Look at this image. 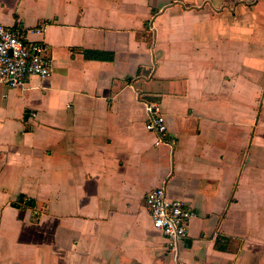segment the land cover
Returning a JSON list of instances; mask_svg holds the SVG:
<instances>
[{"label":"crops","instance_id":"obj_1","mask_svg":"<svg viewBox=\"0 0 264 264\" xmlns=\"http://www.w3.org/2000/svg\"><path fill=\"white\" fill-rule=\"evenodd\" d=\"M0 24L52 60L0 83V264H264V0H0ZM159 186L195 212L177 255Z\"/></svg>","mask_w":264,"mask_h":264},{"label":"built area","instance_id":"obj_2","mask_svg":"<svg viewBox=\"0 0 264 264\" xmlns=\"http://www.w3.org/2000/svg\"><path fill=\"white\" fill-rule=\"evenodd\" d=\"M51 74L52 60L44 43L29 42L17 31L0 24V83L17 87L31 75L47 79ZM146 109L149 116L146 128L159 134L161 139L167 132L165 118L152 105ZM146 203L154 227L167 238L169 251L177 255L195 212L182 199L170 198L162 186L148 191Z\"/></svg>","mask_w":264,"mask_h":264}]
</instances>
